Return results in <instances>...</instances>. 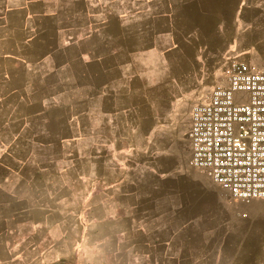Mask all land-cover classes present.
Wrapping results in <instances>:
<instances>
[{
	"label": "crops",
	"instance_id": "obj_1",
	"mask_svg": "<svg viewBox=\"0 0 264 264\" xmlns=\"http://www.w3.org/2000/svg\"><path fill=\"white\" fill-rule=\"evenodd\" d=\"M51 1L0 0V264H88L79 254L72 258L70 252H62L64 242L70 244L67 248L73 244L71 225H56V213L64 217L61 209H66L56 210L48 201L47 192L56 193L49 188L53 183L61 191L89 184L88 177L74 181L72 171L81 162L72 166V157L64 156L66 142L80 139L83 133L72 132V114L66 112L72 100L50 101L48 92L57 89L86 91V97L88 89H95V149L101 158H97V175L90 179L92 186L93 182L100 186L103 196L98 201L111 200L105 202L107 209L101 205V217L111 219L110 223L96 226L95 232L102 234V251L118 252L100 264H250L234 258L221 261L198 245L195 249V194L185 195L183 183L193 187L195 181L204 180L225 189L191 164L193 111L224 82L230 62L264 68V0L168 2L160 15L169 9L182 11L181 17L167 14L170 25L164 30L154 35L143 31L138 37L133 19L127 24L112 17V34H96L100 39L90 50L89 35L70 34L64 45L54 46L40 33L44 30L40 26L59 24L58 19L48 18L49 8L71 11L91 1L61 0V5ZM160 2L163 9L168 4ZM151 4L145 0L140 7L146 10ZM182 18L188 23L181 24ZM72 19L62 22L72 25ZM26 25L32 26L26 33L6 28ZM172 45L177 47L168 51ZM152 72L159 75L155 83L165 84L164 89L172 79L167 76L176 74L175 93L165 100L170 108L161 113L148 111L152 98L146 92ZM52 73L66 74L59 79L61 85L48 79ZM89 79H94V87ZM56 103L66 114L51 111ZM79 103L84 106L86 101L81 98ZM170 133L186 136L188 149L177 144L167 147ZM57 148L63 149L62 158L41 157L43 151ZM186 152L189 158L183 162ZM109 190L110 199L104 197ZM225 195L220 200H238L224 199ZM86 210L87 206L83 213ZM85 228L86 224L79 233H86ZM82 243H74L76 253L84 250Z\"/></svg>",
	"mask_w": 264,
	"mask_h": 264
},
{
	"label": "rangeland",
	"instance_id": "obj_2",
	"mask_svg": "<svg viewBox=\"0 0 264 264\" xmlns=\"http://www.w3.org/2000/svg\"><path fill=\"white\" fill-rule=\"evenodd\" d=\"M89 1L91 2H87L88 4L83 2L79 5L81 8L71 11L68 9L49 8L47 10V13L50 14L48 18H55V20L58 19L60 22H58V25H53L54 23L52 25H41L40 30H44H41L40 33L44 34L43 37H48L47 39L54 46L64 45V41L69 38L70 34L75 33L85 36L89 35L90 38L87 39L86 43L88 49L90 50L95 48L97 40L100 39L96 37V34L100 33L99 35H101V33H103L107 36L112 34V17L117 19L121 18V22H125L127 24L129 19H133L131 21L132 27L136 29L138 37V34H143V31L147 32L148 30L149 33L154 35L157 31L164 30L166 25L169 26L170 21L167 17H165V15L168 14L169 16H174L179 14L177 17L179 18L181 17L180 15L182 13V11L179 10L168 9L166 14L163 16L160 15L164 13L166 5L167 8L170 6L168 2H174L175 0H165L168 4L164 5V9L161 8V0H150L152 4L148 6L146 10H143L140 7L143 5L145 0ZM51 2L54 4L53 0ZM61 2V0H58L56 3L61 5ZM111 3H114L113 7ZM129 5H131V8ZM183 13H186V11H183ZM16 18L19 19V16H16ZM68 18H74L71 22L72 25H69L68 22H62L63 19ZM164 18H166V21L163 20ZM145 19H148L146 24H144ZM178 21L181 24L188 23V21L184 18L179 19ZM6 28H18L21 29L19 32L26 33V31L31 30L32 26H10ZM122 32L123 31L120 33ZM147 33H145V35H148ZM175 47L177 46H170L172 49H169L168 51L173 50ZM62 58L63 57H61V59ZM9 67L13 68L14 65ZM91 69L94 71V67ZM41 73L42 71H40V76ZM46 76L47 75H45V77ZM64 76H66L64 73H52L48 76V79L50 77V80L58 85H61L59 79L63 78ZM148 76V83L150 85L146 93L148 94L149 99L152 98L148 111H152L153 113H161V111L170 108L169 106H166L165 100L173 96L175 93L176 74L167 76L168 78L172 77V79H170L171 81L168 79L167 85L169 88L166 87L165 89L163 88L165 84L155 83V79L159 75H156L154 72H152L150 75L148 74ZM180 76L187 78L190 75L183 74ZM88 81L89 85L94 87V79H89ZM76 84L78 83H73V85ZM156 85H163V89H156ZM47 92L48 91H45V94ZM67 92H69L68 97L64 96L67 94ZM85 93L86 91L81 90L65 91L57 89L55 91H49L48 95L50 96V101H53L55 98L56 101L60 103H63L64 100L69 101V99L73 102L72 106H67L70 111L66 110V112H71L72 114V132L79 133L82 130L81 133H83V135L80 139L76 140V138L73 137L70 139L71 142L69 140L66 142L67 145L64 148L66 149V154L64 156L67 159L72 157L70 159L72 166H74V163L81 162L80 167L72 171V177L74 181H78L80 183V178L88 177L89 184H74L70 189L66 188L65 191H61L62 187L53 183V185H51L49 188L51 191H56L55 196H51L50 191L47 192V194L49 196L48 201L53 203V206H55L56 210H58V207L61 206H64L66 209L65 212L61 209L65 218L62 217V213L60 211L56 213L58 218L56 225L58 227H62L64 225L67 227V225H71L69 227L71 229L69 237L73 242L71 245L72 250L71 247L67 248V246H70V244L68 242H64L63 244L66 246V249L62 250V252H65L66 254L70 252L68 256L72 258H74L76 254H79L80 257L86 258L85 260L88 264H100L102 259L104 261H111V259H114L118 255V252L112 251L109 248H105L106 250L104 249L102 251V234L95 232L96 226L104 224L107 220L108 222L111 220L106 218L103 219L101 217V205H103L104 209H107L108 203L111 200L105 201L108 203L104 202L101 204L98 201L101 200L100 196H103L100 194V186H97L95 182H93L92 186L90 179L95 178L97 175V158H101V156L97 155L95 149V89H88V97H86ZM81 98L82 100L86 101L84 106H80L79 101H81ZM75 100H77V103H75ZM154 101L157 102V105H155ZM149 102L150 101L147 100V104ZM56 104L57 105L54 107V110H51L52 108L50 110L58 116L66 114L65 109L60 107L62 105L58 103ZM59 126H62V122L57 123V128ZM170 134L169 139L166 142L167 147L171 148L172 145L177 144L181 150L185 148L188 149V142L185 139L186 136L181 138L178 135H176V137L175 135ZM63 154V149L59 150L57 148L55 151H43L41 153V157L58 159L62 158ZM184 155L183 162H187L189 154L186 152ZM179 160L180 158L177 159V161ZM105 161L108 163V159L106 160L105 158ZM169 162H171V160H169ZM110 163L111 162L109 161V164ZM201 177L205 176L201 175ZM192 189L193 191H191ZM183 191L185 195L191 192L195 194V202L193 203L195 206V249L198 245L201 247V249H203L204 252L214 253V256L218 255L221 261L222 259L225 261L229 258H234L236 260L240 259L241 261L250 264H264V200L249 202L243 200H220L223 199V197H221L222 194L227 195H225L224 199L229 197L231 198L230 193L227 190L216 187L204 180H200L199 182L195 181V186L193 185V187L190 183L185 181L183 183ZM104 197H108V199H110L111 190H109L108 196L105 195ZM189 204V202H184V206ZM86 206L87 210L83 213ZM85 224V229H87V232L79 233V228L85 226ZM103 236L105 238L107 235L104 234ZM80 241L83 242L82 244L84 246V250H81L80 253H76V247L74 243L79 244ZM238 254H241L242 257H237Z\"/></svg>",
	"mask_w": 264,
	"mask_h": 264
},
{
	"label": "built area",
	"instance_id": "obj_3",
	"mask_svg": "<svg viewBox=\"0 0 264 264\" xmlns=\"http://www.w3.org/2000/svg\"><path fill=\"white\" fill-rule=\"evenodd\" d=\"M191 164L238 200H264V68L232 61L193 111Z\"/></svg>",
	"mask_w": 264,
	"mask_h": 264
}]
</instances>
